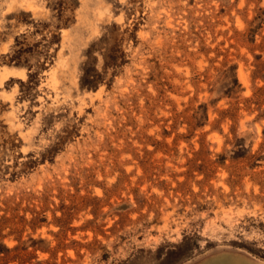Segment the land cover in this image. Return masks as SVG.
Returning <instances> with one entry per match:
<instances>
[{
  "label": "rangeland",
  "instance_id": "374dc122",
  "mask_svg": "<svg viewBox=\"0 0 264 264\" xmlns=\"http://www.w3.org/2000/svg\"><path fill=\"white\" fill-rule=\"evenodd\" d=\"M264 264V0H0V264Z\"/></svg>",
  "mask_w": 264,
  "mask_h": 264
},
{
  "label": "crops",
  "instance_id": "0c3cea01",
  "mask_svg": "<svg viewBox=\"0 0 264 264\" xmlns=\"http://www.w3.org/2000/svg\"><path fill=\"white\" fill-rule=\"evenodd\" d=\"M201 264H262L240 252H222Z\"/></svg>",
  "mask_w": 264,
  "mask_h": 264
}]
</instances>
